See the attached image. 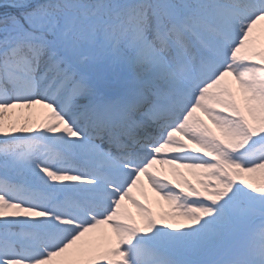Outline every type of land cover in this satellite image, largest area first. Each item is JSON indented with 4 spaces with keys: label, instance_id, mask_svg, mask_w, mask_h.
Masks as SVG:
<instances>
[{
    "label": "snow or ice",
    "instance_id": "snow-or-ice-1",
    "mask_svg": "<svg viewBox=\"0 0 264 264\" xmlns=\"http://www.w3.org/2000/svg\"><path fill=\"white\" fill-rule=\"evenodd\" d=\"M0 264H264V0H0Z\"/></svg>",
    "mask_w": 264,
    "mask_h": 264
},
{
    "label": "bare ground",
    "instance_id": "bare-ground-1",
    "mask_svg": "<svg viewBox=\"0 0 264 264\" xmlns=\"http://www.w3.org/2000/svg\"><path fill=\"white\" fill-rule=\"evenodd\" d=\"M134 195L136 196V198L137 199H139V200H141L142 199V197H143V195L141 194V192L139 191V190H136V191H134ZM147 195H148V197L150 198V199H152V198H154V196H153V194L149 191L148 193H147ZM141 201H143V200H141ZM167 209V206H164V208H153V212L154 213H158V212H160V211H164V210H166ZM128 210H135V209H133L130 205L128 206Z\"/></svg>",
    "mask_w": 264,
    "mask_h": 264
},
{
    "label": "rangeland",
    "instance_id": "rangeland-1",
    "mask_svg": "<svg viewBox=\"0 0 264 264\" xmlns=\"http://www.w3.org/2000/svg\"><path fill=\"white\" fill-rule=\"evenodd\" d=\"M18 112H20L22 114V117L23 116H27L28 115V110H17ZM188 178L191 180L192 177L191 176H188ZM144 197H142L141 200H143ZM129 212L134 216V217H138V213L136 212V210H129Z\"/></svg>",
    "mask_w": 264,
    "mask_h": 264
}]
</instances>
